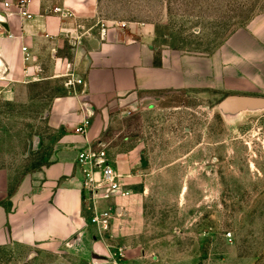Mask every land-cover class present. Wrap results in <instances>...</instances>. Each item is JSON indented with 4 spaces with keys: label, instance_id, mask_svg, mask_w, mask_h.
<instances>
[{
    "label": "crops",
    "instance_id": "crops-1",
    "mask_svg": "<svg viewBox=\"0 0 264 264\" xmlns=\"http://www.w3.org/2000/svg\"><path fill=\"white\" fill-rule=\"evenodd\" d=\"M24 2L30 19L13 2L0 5L6 16L0 19V100L30 84L47 83L56 92L46 97L44 113L48 161L20 173L0 166V264H146L150 257L158 264L138 241V217L128 218L140 212L136 195L95 201L98 213L117 211L110 238L91 222L93 203L81 189L77 155L105 148L110 124L168 95L264 98V13L204 52L159 47L148 24L121 28L101 20L99 0ZM123 156L132 176L147 171L140 150ZM107 159L112 165L108 152Z\"/></svg>",
    "mask_w": 264,
    "mask_h": 264
},
{
    "label": "rangeland",
    "instance_id": "rangeland-1",
    "mask_svg": "<svg viewBox=\"0 0 264 264\" xmlns=\"http://www.w3.org/2000/svg\"><path fill=\"white\" fill-rule=\"evenodd\" d=\"M263 13L264 0H99L101 20L151 25L159 47L189 51L218 49ZM15 90L14 99L0 100V166L20 173L48 161L44 113L56 89L42 83ZM156 100L110 124L102 137L138 197L140 212L128 218L138 217L139 243L158 264H264V110L231 117L218 100ZM135 149L147 171L134 177L123 155ZM87 212L91 217L93 207ZM157 262L150 257L146 264Z\"/></svg>",
    "mask_w": 264,
    "mask_h": 264
},
{
    "label": "built area",
    "instance_id": "built-area-1",
    "mask_svg": "<svg viewBox=\"0 0 264 264\" xmlns=\"http://www.w3.org/2000/svg\"><path fill=\"white\" fill-rule=\"evenodd\" d=\"M24 3V1L15 3V7L23 17L30 19L32 15L27 11ZM10 6L11 4L5 3L6 8ZM118 26L121 28L126 27L125 24H119ZM105 34V30H102L101 35ZM86 124L87 123L79 128L78 131L84 133ZM76 163L80 167L82 173L81 189L85 199H89L91 203H93L91 222L99 229L108 230L113 209L98 213L95 208V201H110L117 196H128L131 192L124 187L121 182V175H119L109 163L107 152L104 147L98 149L88 148L78 153Z\"/></svg>",
    "mask_w": 264,
    "mask_h": 264
},
{
    "label": "water",
    "instance_id": "water-1",
    "mask_svg": "<svg viewBox=\"0 0 264 264\" xmlns=\"http://www.w3.org/2000/svg\"><path fill=\"white\" fill-rule=\"evenodd\" d=\"M5 17V14L0 13L1 21H4ZM217 106L225 116H239L264 110V98L228 96L222 99Z\"/></svg>",
    "mask_w": 264,
    "mask_h": 264
}]
</instances>
